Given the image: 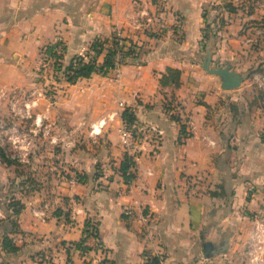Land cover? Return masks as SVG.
Masks as SVG:
<instances>
[{
  "label": "crops",
  "instance_id": "crops-1",
  "mask_svg": "<svg viewBox=\"0 0 264 264\" xmlns=\"http://www.w3.org/2000/svg\"><path fill=\"white\" fill-rule=\"evenodd\" d=\"M230 1L0 0V114L15 91L33 115L19 144L30 177L0 161V242L17 249L0 247V264H245L249 237L264 226V138L241 89L221 91L200 69L205 24ZM116 29L138 47L119 80L92 74L70 84L58 74ZM231 34L214 37L219 66ZM168 70L179 72L178 86L160 85ZM124 111L131 125L163 132L157 149L132 161L130 185L120 171Z\"/></svg>",
  "mask_w": 264,
  "mask_h": 264
},
{
  "label": "rangeland",
  "instance_id": "rangeland-1",
  "mask_svg": "<svg viewBox=\"0 0 264 264\" xmlns=\"http://www.w3.org/2000/svg\"><path fill=\"white\" fill-rule=\"evenodd\" d=\"M230 2L221 4L214 10L215 21L210 25V34L214 37L220 35L226 27L232 32L230 37L234 38V44L230 47L231 53L227 54L225 61L232 62L237 73L247 74L240 94L245 99L247 110L253 116L252 123L259 132L262 131L260 135L264 138V0ZM203 40L205 45L206 40ZM59 73L62 74L58 71ZM18 101L17 99L15 109L9 107L7 114H0V148L8 159L15 161L14 165L10 166L11 170L28 178L31 174L29 153L27 152L26 157L28 164H21L18 160L26 151H19L20 146L14 147L16 135L10 130L13 127L17 133L29 130L33 115L29 107V116L24 114L23 118H20L17 110L21 106ZM23 110L21 113H26Z\"/></svg>",
  "mask_w": 264,
  "mask_h": 264
},
{
  "label": "built area",
  "instance_id": "built-area-1",
  "mask_svg": "<svg viewBox=\"0 0 264 264\" xmlns=\"http://www.w3.org/2000/svg\"><path fill=\"white\" fill-rule=\"evenodd\" d=\"M151 22L146 20L144 22H141L139 24V29L141 32H150L151 31ZM114 43V44H113ZM109 53L112 54L111 57V67L108 68L105 71V74H112L116 80H119L120 78V69L125 61V59L129 56H137L138 55V47L136 45H133L131 43H128L124 38L121 36L120 30L116 29L112 36V41L109 43ZM83 63H89L91 65L97 66V54L91 49L88 53V56L86 58H82ZM51 59H48L46 57H41L39 59L40 67L43 70H51L50 68ZM75 66V62L73 64ZM63 77V75L61 74ZM64 78V77H63ZM65 79V78H64ZM20 93H17L15 91L11 92L10 98L12 100V103H10L11 109H15L17 107V99L20 97ZM30 107V104H27L25 101L21 108H19L18 115L20 118H23L22 116L26 114L28 115V109ZM25 110L26 113H21V111ZM23 110V111H24ZM36 125L40 123V119L35 118ZM11 133L16 135L13 145L16 147L19 146L22 142H28L29 136H27L25 133H17L18 131L13 127L11 128ZM90 135L92 137H98L100 135V129L97 128V126H92L90 129ZM11 137L12 134H11ZM163 139V132L159 129H157L154 126H134V125H128L126 123H123L121 129L119 130V143L126 154V156L131 160H137L145 151V147L148 145L154 144V149H150L151 152H153L155 149L158 148L160 143ZM20 149L19 151H26L25 154L21 155V158L18 160L21 164H28L27 157V150ZM79 181V178L73 177L69 180V184L73 185ZM131 182H126V185H130ZM129 210H125L124 214L129 215ZM247 251L245 253V264H264V226L263 228H260L259 226L255 228L254 233L249 237L248 243H247ZM155 256H157L155 254ZM151 260V259H150Z\"/></svg>",
  "mask_w": 264,
  "mask_h": 264
},
{
  "label": "trees",
  "instance_id": "trees-1",
  "mask_svg": "<svg viewBox=\"0 0 264 264\" xmlns=\"http://www.w3.org/2000/svg\"><path fill=\"white\" fill-rule=\"evenodd\" d=\"M211 33V27L209 23L205 24L204 27V39L207 41L209 35ZM112 39L109 42L103 41H95L90 49H92L96 54L101 53L103 47L109 43H111ZM114 44V43H113ZM111 57L112 54L107 53L104 62L101 65L95 66L91 65L89 63H83L80 59H74L70 62V64L63 70L60 69L59 66H56L55 68L57 71L62 72L63 77L65 78L66 82L73 84L77 80L82 78H89L92 74H100L105 75V71L111 67ZM75 62V66L73 65ZM59 67V68H58ZM180 74L176 70H168L167 75L161 78L160 85L163 86H169L172 85L174 87L178 86ZM122 120L128 124L131 125L134 121V118L131 113H128L127 111H124L122 114ZM124 161L120 166V171L122 176L125 178V181L127 182L132 180V175L127 174L128 170L132 167V161L126 156H124ZM0 161L4 163L6 166L10 167L14 165L15 161L10 160L5 156L4 151L0 148ZM79 183L81 182L80 177ZM12 207V215H17L22 206L19 203H13ZM11 226V225H10ZM87 227V226H86ZM90 234L94 232V229L92 227H89ZM13 232V225L11 227L10 233ZM88 233V231L86 232ZM1 249L4 250L7 253H15L17 249L13 247L11 244V241L8 239V237L3 236L1 239Z\"/></svg>",
  "mask_w": 264,
  "mask_h": 264
},
{
  "label": "water",
  "instance_id": "water-1",
  "mask_svg": "<svg viewBox=\"0 0 264 264\" xmlns=\"http://www.w3.org/2000/svg\"><path fill=\"white\" fill-rule=\"evenodd\" d=\"M214 36L209 35L203 52L200 56V69L209 77L214 78L218 83V88L221 91H237L242 88L244 82L247 79V74L237 73L234 70L232 62H228L223 66H219L218 63L212 61L214 53ZM210 251V245L204 246V255L207 258Z\"/></svg>",
  "mask_w": 264,
  "mask_h": 264
}]
</instances>
